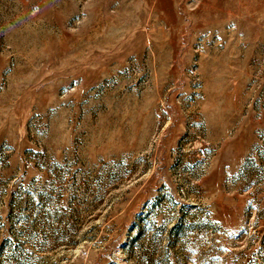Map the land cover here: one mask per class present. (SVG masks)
Returning a JSON list of instances; mask_svg holds the SVG:
<instances>
[{"label":"rangeland","instance_id":"1","mask_svg":"<svg viewBox=\"0 0 264 264\" xmlns=\"http://www.w3.org/2000/svg\"><path fill=\"white\" fill-rule=\"evenodd\" d=\"M263 242L264 0H0V264Z\"/></svg>","mask_w":264,"mask_h":264},{"label":"built area","instance_id":"2","mask_svg":"<svg viewBox=\"0 0 264 264\" xmlns=\"http://www.w3.org/2000/svg\"><path fill=\"white\" fill-rule=\"evenodd\" d=\"M252 232H251V235L253 236V235H256V231H253V230H251ZM255 238H258L257 236H254ZM263 244H264V242H263Z\"/></svg>","mask_w":264,"mask_h":264}]
</instances>
